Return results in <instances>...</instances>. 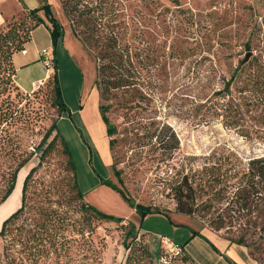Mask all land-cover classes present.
Listing matches in <instances>:
<instances>
[{
	"label": "rangeland",
	"instance_id": "374dc122",
	"mask_svg": "<svg viewBox=\"0 0 264 264\" xmlns=\"http://www.w3.org/2000/svg\"><path fill=\"white\" fill-rule=\"evenodd\" d=\"M5 1L0 0V4H6ZM9 1L16 9L0 27L21 24L20 33H23L33 22L16 1L21 4L26 1ZM85 1L82 0V3L85 4ZM117 2L115 5L121 11V19L129 26L131 41L140 49H146V54L149 52L157 56V63L148 68L149 73L141 71L143 79L152 81L151 91H148L150 98L137 100L131 108L122 106L125 97L119 92L109 100L102 101L94 85L99 64L97 50L87 49L75 35L74 24L65 11L63 0H46L64 33L62 45L69 51L74 63L73 66L62 52L58 53L56 65L59 86L68 113L65 121L58 122V112L47 86L34 94L27 93L40 109L37 114H32L31 126L22 136L23 149L32 151L45 130L56 121L57 131L70 152L80 190L86 185L85 165L90 162V168H94L90 156L94 149L100 160L110 164V180L113 184L126 191L135 203L155 207L164 213L175 212L171 187L172 177L177 171L195 179H201L205 172H209L222 182L216 185L212 193L208 192L207 187L199 191L194 203V214L185 217L190 218L197 230H207L226 241L243 239L244 248L252 260L264 264V232L260 231L264 217L256 213L248 215L230 203L232 186L238 183L241 174L234 177L233 173L225 171L227 167L220 168L227 155H235L231 160L235 162L237 158L240 172L248 158L264 155V125L256 123L262 120L256 119L259 115L255 112L250 113L251 117L255 116V120L249 119L252 129L249 128V138H245L233 127H226L221 119L202 122L200 117L191 112L195 95L199 91L208 92L210 87H221L220 78L229 77L247 53H252L248 60L257 59L264 64V0ZM41 12H38V16L48 23L45 16L40 15ZM36 39L45 43L40 45L41 48L47 46L48 36L44 30L36 33ZM246 46L249 50H246ZM45 50L50 56L55 53L53 46L51 50ZM50 60L49 69L53 71V57ZM42 64L21 73L26 88L30 89L31 81L49 70ZM80 99L84 107L80 117L78 114L70 117L69 111L77 108ZM102 102L111 105L107 116L117 129V134L112 137L116 140L112 150L99 110ZM163 124L175 131L179 147L169 161L157 162L156 157L160 155L154 152L155 139L149 138V132ZM5 129V123L1 124L0 133ZM71 129L87 150L86 163L85 154ZM2 146L4 142L0 138V148ZM37 161L34 157L20 168L13 191L0 203V228L4 220L19 208L24 179ZM8 165V160L0 152V174L3 171L6 173ZM112 167L119 172L122 185L114 178ZM39 175L47 180L70 175L60 151L48 157V163L40 169ZM3 181L2 178L0 188ZM103 186L107 188L91 196L83 194L86 203L105 215L128 220L134 224V231L124 239L127 228L122 229L121 224L92 220L89 228L84 225L89 231L84 235H78L76 230L65 235L68 240L62 242L64 247L61 246L62 250L57 252L60 254L58 262L126 264L127 245L134 237L137 240L141 237L151 256L140 264H185L183 255H175L174 246L165 240L169 230L167 224H171L170 220L179 222L180 216L148 214L140 218L116 191ZM78 209L75 206L68 209L73 220H81ZM162 239L165 243L161 242ZM2 245L0 240V260ZM55 260L53 254L47 260L41 258L39 264H51Z\"/></svg>",
	"mask_w": 264,
	"mask_h": 264
},
{
	"label": "trees",
	"instance_id": "16d2710c",
	"mask_svg": "<svg viewBox=\"0 0 264 264\" xmlns=\"http://www.w3.org/2000/svg\"><path fill=\"white\" fill-rule=\"evenodd\" d=\"M85 2L83 4L82 0H63L65 11L74 24L75 35L87 49L97 50L99 64L94 85L100 99L105 102L119 92L125 97L122 106L131 108L137 100L139 102L150 98L148 91H151L152 81L143 79L141 71L146 70L145 73H149L148 68L157 63V56L149 52L146 54V49H140L131 41L129 26L121 19V11L118 5H115L118 4L117 0ZM24 9L33 23L26 27L23 33H20L21 24L0 27V125L5 123L6 126L0 133L4 142L0 152L9 162L6 173L3 171L0 174V180L4 179L0 188V203L13 191L20 168L34 157L38 161L24 179L19 208L4 220L0 228V240L3 243L0 264H39L41 258L47 260L53 254L56 260L51 264H62L57 261V258H60L57 252L61 246L64 247L62 242L68 240L65 235L73 230H76L78 235H84L89 232L85 226L89 228L92 220L121 224L122 229L127 228L124 239L134 231L135 226L128 220L105 215L86 203L78 186L70 152L57 131L56 121L45 130L32 151L23 149L22 136L31 126L32 114H37L40 107L15 84L12 57L24 49V45L30 40L31 32L45 24L38 16L39 11L43 12L51 26L53 48L62 35L61 25L52 15L46 0H40V6L36 9ZM246 50H249L248 46ZM52 68L53 71L46 79L44 87L50 88L59 118L62 113H68V109L61 95L54 59ZM220 83L221 87H210L208 92L199 91L191 102V112L200 117L202 122L221 119L226 127H233L242 136L249 138V128L252 129L249 119L255 120V116L251 117V112L259 115L256 119L262 120L256 123L264 125V64L259 63L257 59L248 60L246 63L239 61L229 77L220 78ZM38 90L31 93L34 94ZM24 101V105L19 106ZM110 106L102 102L99 110L112 150L116 144L112 137L117 134V129L107 116ZM149 135L150 139H155L154 152L160 155L156 157L157 162L169 161L179 147L175 131L169 125L163 124L149 132ZM57 151L65 158L66 171L70 175L47 180L39 175V171L48 163V157ZM234 157L235 155H227L220 164V168L227 167L225 171L233 173L234 177L241 174L238 183L232 186L230 203L240 211H246L248 215L256 213L264 217V155L248 158L242 172L237 169V158L235 162L231 160ZM112 171L114 178L122 185L119 172L113 167ZM100 180L102 185L116 191L140 218L148 214H168L155 207L135 203L126 191L113 184L110 179ZM219 182L222 181H218L209 172H205L201 179H195L189 174L177 171L172 177L171 187L175 212L193 215L197 193L205 187L212 193ZM71 206L79 208L81 220L72 219L68 211ZM260 231L264 232V219ZM228 242L246 247L243 239ZM127 251L126 264H140L151 256L141 237L138 240L134 237L127 245ZM180 254L183 255V263L195 264L188 255L182 251Z\"/></svg>",
	"mask_w": 264,
	"mask_h": 264
},
{
	"label": "crops",
	"instance_id": "0c3cea01",
	"mask_svg": "<svg viewBox=\"0 0 264 264\" xmlns=\"http://www.w3.org/2000/svg\"><path fill=\"white\" fill-rule=\"evenodd\" d=\"M24 4H21L16 1L19 5V8H26L28 10L36 9L40 6L39 0H25ZM6 4H0V25L4 23V20L9 18L16 8L13 7L11 1L6 0ZM43 16V12L41 14ZM50 24L45 23L37 28H35L30 35V40L24 45V49L26 51L25 54L17 52L12 57V62L15 68L14 74V82L19 87V89L24 93L32 92V89L26 88L24 86L23 80L21 78V73L27 69H31L35 67L37 64H41L43 62V58L41 57V51L51 50L52 41L50 37ZM40 30H44L47 33L48 41L47 46L40 47V45H44L45 43H41L36 39V33ZM64 33L58 39L55 46V53L53 54V59L57 62V56L59 52H62L64 56L67 58L69 62L74 66L73 59L70 56V53L67 49L63 47ZM59 58V57H58ZM44 64V63H43ZM42 64V66H44ZM49 69V68H48ZM52 73V69L47 70L45 74L39 76L36 80L31 81L36 82L40 80H46ZM80 97H78L79 99ZM83 106L78 100V106L75 110H70L69 116L74 114H78L80 117ZM70 116V117H71ZM66 113H62L59 117V121H65ZM72 130V129H71ZM72 134L76 138L78 146L83 150V154H85V163L88 159L87 150L80 143L78 135L72 130ZM90 152L91 159L94 163V168L91 169L89 163L85 165L84 169V181H86V185L84 188H81L80 191L82 193L91 194L95 193L98 190H103V188H107L101 184V180H107L111 178V170L109 169L110 164L104 162L102 159L100 160V156H98L94 149ZM100 154V153H99ZM98 163V166H97ZM98 178H96V176ZM134 211V210H133ZM135 212V211H134ZM180 216L181 218L179 222L171 221V224H167L169 230L165 234L168 242L172 244L174 247L178 248L180 251L188 255L195 264H257L252 258L249 256L248 252L243 246L237 244H230L228 241L224 240L221 237H218L216 234L211 233L207 230H197L190 218L182 214H178L176 212L168 213V214H158L163 216L168 215ZM163 218L162 216H160ZM170 218V217H169ZM171 219V218H170Z\"/></svg>",
	"mask_w": 264,
	"mask_h": 264
},
{
	"label": "built area",
	"instance_id": "2783aa9c",
	"mask_svg": "<svg viewBox=\"0 0 264 264\" xmlns=\"http://www.w3.org/2000/svg\"><path fill=\"white\" fill-rule=\"evenodd\" d=\"M20 53L25 54L26 53L25 49H23L22 51H20ZM40 54H41V57L43 58L44 66L47 69L50 68L51 67V60H50V56H49L48 52L43 50V51H41ZM45 81L46 80H40V81L32 82L31 83L32 92L33 91H36V90H38V89H40L42 87H44ZM161 242L165 243V240L162 239ZM174 250H175L174 251L175 252V255H177V254L180 253V250L178 248L174 247Z\"/></svg>",
	"mask_w": 264,
	"mask_h": 264
},
{
	"label": "water",
	"instance_id": "95a60500",
	"mask_svg": "<svg viewBox=\"0 0 264 264\" xmlns=\"http://www.w3.org/2000/svg\"><path fill=\"white\" fill-rule=\"evenodd\" d=\"M252 53L249 52L245 55L244 59H243V63H246L248 61V59L251 57Z\"/></svg>",
	"mask_w": 264,
	"mask_h": 264
}]
</instances>
